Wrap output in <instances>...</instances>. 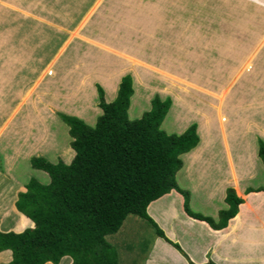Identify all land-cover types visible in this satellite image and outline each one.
<instances>
[{
    "label": "rangeland",
    "instance_id": "374dc122",
    "mask_svg": "<svg viewBox=\"0 0 264 264\" xmlns=\"http://www.w3.org/2000/svg\"><path fill=\"white\" fill-rule=\"evenodd\" d=\"M135 60L143 70L139 75L142 85L146 82L152 87L153 95L158 93L154 89L167 91L164 84L169 75L168 79L178 86L194 85L196 110L203 106L206 110L215 108L210 103L211 93L205 105L198 99L204 97L202 87L215 86L218 81L222 88L232 80L236 89L247 87L253 93L257 87L264 91V0H0V104L15 106L19 100L20 117L43 118L41 123L28 126L27 135L34 144L38 137L45 144L42 134L50 135L49 123L57 119L64 132L61 140L67 138L65 147L72 149L68 125L49 111L57 112L60 103L79 107L84 104L86 90L94 93L96 89L94 105L101 114L98 81L103 83L108 73L124 61L133 67ZM216 72L223 78L217 79ZM199 79L204 82L198 87ZM136 91L135 99L143 92ZM153 95L133 114V92L129 118H139L149 110ZM104 99L109 101L105 92ZM95 120L84 121L94 125ZM161 127L168 133L181 130L171 124L169 113ZM250 133L247 140L255 148L264 175V165L257 154V137L261 136L256 130ZM44 146L52 149L54 144ZM44 157L51 162L65 160L61 153ZM2 164L0 158L1 171ZM23 169L19 166L18 175L26 181L31 177L41 182L49 180L42 170L32 166L24 172ZM261 182L264 176L254 180L256 184ZM123 224L129 227V235L122 232V226L105 238L114 245L118 264H141L148 237L155 228L133 213ZM128 237L131 239L126 243L117 240ZM119 244H123V251Z\"/></svg>",
    "mask_w": 264,
    "mask_h": 264
},
{
    "label": "crops",
    "instance_id": "0c3cea01",
    "mask_svg": "<svg viewBox=\"0 0 264 264\" xmlns=\"http://www.w3.org/2000/svg\"><path fill=\"white\" fill-rule=\"evenodd\" d=\"M137 64L139 60H135L133 66ZM128 72L132 73L131 70H127L118 77L111 95L103 86L102 81H98L104 87L110 100L117 94L121 76ZM109 75L112 73L109 72ZM215 77L223 78L220 72H216ZM168 78L166 77L167 84H164L167 88L166 92L154 90L162 97H171L172 104L167 112L171 124L181 129L176 132L180 133L191 123H196V131L199 135L198 144L180 155L182 166L175 174L178 187L189 192L190 210L210 216L217 224L219 211L228 207L225 202L228 187L234 188L236 195L242 198V202L238 205L237 213L228 219L225 226L214 228L206 220L190 216L184 208L183 194L175 189L152 200L146 208L148 215L163 230L167 238L181 246L187 256H184L154 231L148 237V247L142 255L141 264H189V262L194 264H209V262L213 264H264V189L248 191L249 188L264 187V182L254 183L258 176L263 179L264 175L256 159L255 148L247 140L248 133L251 134L253 130L258 131L264 139V91L258 90L257 87L254 88L257 91L253 93H250L247 87L236 89L233 87L232 80H229L228 85L222 88L218 86V81L215 86L202 87L204 97L201 100L198 99V102L203 101L205 105V99L211 93L210 103L214 104L215 108L206 110L203 106L196 110L193 104V98L196 97L194 85L188 83V87L178 86L176 81L174 83ZM202 82L204 80L196 81L197 85ZM132 87L134 96L131 110L133 114H137L143 107L145 99L153 95V88L145 82L143 92L135 99L137 91L134 81ZM193 93L194 95L191 96ZM84 97L89 117L61 103L57 104L58 109L55 108L59 112H53L51 109L49 114H52L54 118H60L59 113L66 112L65 114H74L87 122H92L100 113L94 105L97 97L96 89L94 93L86 90ZM0 106V158L3 163L2 171L0 170V230L21 232L25 228L33 227L34 221L19 211L15 205L18 193L26 190L27 183L18 175L19 166L24 167V172L27 166H31V156H48V154L59 153L66 148L69 140L67 138L65 141L61 140L64 132L60 130L61 126L57 123L58 121H52L47 122L52 125L50 135L49 132L42 134V139H46L45 144L51 145L53 142L54 147L48 149L44 146L41 137L34 144V139H30L27 135L28 126L37 125L39 121L41 123L43 118L27 120L20 117L21 102L19 100L15 106H10L5 102H1ZM236 107L241 110H237ZM253 115L257 118L252 119ZM50 119L52 118L48 117L47 120ZM40 127L43 128L42 125ZM57 131H62V133L56 135ZM5 133L3 138L2 135ZM47 137H50V142ZM21 162H25L24 166L19 165ZM49 181L50 177L47 182L41 183L46 184ZM22 220H26V225L17 229V225ZM123 222L119 228L123 226L124 231L122 232L129 235V227H124ZM130 239L131 237L117 238L120 243H126ZM119 248L123 251V244H119ZM62 258H66L63 264L72 262V258L68 255ZM11 259L10 249L0 250V264L7 263ZM44 264L53 263L47 261Z\"/></svg>",
    "mask_w": 264,
    "mask_h": 264
},
{
    "label": "trees",
    "instance_id": "16d2710c",
    "mask_svg": "<svg viewBox=\"0 0 264 264\" xmlns=\"http://www.w3.org/2000/svg\"><path fill=\"white\" fill-rule=\"evenodd\" d=\"M132 79L130 72L122 75L117 94L109 102L99 83L102 112L96 115L94 125L74 114L59 113L69 127L75 154L68 147L59 152L66 162L74 154L69 163L62 159L51 162L40 155L30 157L31 166L47 172L50 181L44 184L31 177L26 190L18 193L16 208L31 218L34 226L21 232L0 230V250L12 251V259L2 264H58L66 255L72 258L71 264H117L116 252L105 237L116 232L129 213L149 221L159 236L187 256L146 210L152 200L171 189L183 194L190 216L206 220L214 228H222L237 213L242 198L233 187L226 189L228 207L219 211L217 224L210 216L190 210L189 192L178 187L175 174L182 166L180 155L199 142L197 125L191 123L180 133L165 131L161 124L172 99L158 93L152 96L149 110L130 119ZM257 144L264 165V140L257 137ZM261 189L264 187L248 191ZM25 225L22 220L16 228Z\"/></svg>",
    "mask_w": 264,
    "mask_h": 264
},
{
    "label": "bare ground",
    "instance_id": "6f19581e",
    "mask_svg": "<svg viewBox=\"0 0 264 264\" xmlns=\"http://www.w3.org/2000/svg\"><path fill=\"white\" fill-rule=\"evenodd\" d=\"M82 58V57H81ZM102 58V57H101ZM83 59V58H82ZM81 61V60H80ZM135 62V61H134ZM131 69L132 73L134 74V80H135V84H136V88L138 90V92L141 90V89H144L145 88V84L142 85L141 81H140V76L139 75H142L143 74V70H142V67L140 66H133V67H130L128 65L127 62H122L121 65L118 66V69H115L113 72H112V75H109L106 77V79L103 81V86L106 87L107 89V92L109 93V95L113 94V91H114V87H115V83H116V80L118 79V77L123 74L124 72H126L127 70ZM165 77V76H164ZM163 77V78H164ZM164 80V79H163ZM94 86V85H93ZM94 88V87H93ZM104 88V87H103ZM88 91V90H87ZM222 99V98H221ZM243 102V100H242ZM239 103V102H238ZM85 106L82 105V103H80V106L79 107H74L73 109L79 111V112H82L81 114H83L84 116H88V111L87 110V105L84 103ZM178 106V105H177ZM220 112V111H219ZM30 116V115H29ZM75 116V115H73ZM78 117V116H77ZM80 118V117H79ZM221 119V118H220ZM55 121V120H54ZM24 124V123H23ZM202 124V123H201ZM258 124V123H257ZM218 125V124H217ZM218 127V126H217ZM214 129V128H213ZM217 129V128H216ZM218 130V129H217ZM209 131V130H208ZM39 133V132H38ZM56 135H60L62 133V131H57L55 132ZM204 133V132H203ZM207 135V134H206ZM201 137V136H200ZM39 139V137H38ZM201 143V142H200ZM200 145V144H199ZM31 147V145H30ZM67 148V147H66ZM65 148V149H66ZM34 149V148H33ZM10 185V184H9ZM12 185V183H11ZM7 186V185H6Z\"/></svg>",
    "mask_w": 264,
    "mask_h": 264
}]
</instances>
